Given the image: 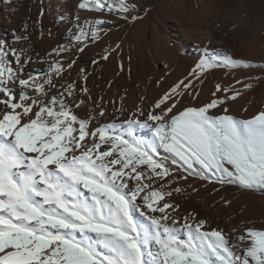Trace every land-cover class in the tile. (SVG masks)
I'll list each match as a JSON object with an SVG mask.
<instances>
[{
	"label": "snow or ice",
	"instance_id": "snow-or-ice-1",
	"mask_svg": "<svg viewBox=\"0 0 264 264\" xmlns=\"http://www.w3.org/2000/svg\"><path fill=\"white\" fill-rule=\"evenodd\" d=\"M0 2L15 12L12 0ZM77 7L129 13L135 5L80 0ZM84 23L89 27L77 24L74 44L53 49L48 55L60 58L45 59L47 68L35 73L27 70L33 63L27 47L0 41V264H264V230L238 234L233 228L230 239L193 213L179 224L173 215L179 205L171 200L182 192L171 186L189 178L264 193V110L248 119L235 118L227 107L210 114L239 92L213 93L201 107L177 110V98L192 87L189 80L156 100L146 120L137 118L145 115L138 108L122 124L90 130L96 117L78 116L83 100L73 104L77 83L55 79L76 63L61 54L83 52L85 41L99 39L105 21ZM28 39L13 31L15 44ZM218 67L264 64L205 50L190 75ZM80 75L86 93L87 70ZM216 91L230 90L217 85ZM105 115L101 108L99 116ZM137 128H147L151 139Z\"/></svg>",
	"mask_w": 264,
	"mask_h": 264
},
{
	"label": "rangeland",
	"instance_id": "rangeland-1",
	"mask_svg": "<svg viewBox=\"0 0 264 264\" xmlns=\"http://www.w3.org/2000/svg\"><path fill=\"white\" fill-rule=\"evenodd\" d=\"M58 1L61 5L70 3L73 8L71 13L59 15L53 23L44 16L38 19L44 27L38 35L40 41V38L46 39L48 34L45 30L52 23L50 29L57 39L53 49L74 44L71 38L79 31L77 24L87 29L89 25L84 23L86 20L105 21L100 25L99 39L95 42L90 38L85 41L83 52L73 50L61 54L65 61L75 59L76 63L63 73V79L55 77L60 84L69 81L77 83L73 104L83 100L81 107L75 109L78 116L85 119L88 115L96 117L89 125L90 130L97 124L113 121L122 124L142 107L145 116L137 118L146 120V113L154 110L156 100L178 82L188 83L189 80L192 81V87L183 90V95L177 98V110L201 107L215 98L213 93L223 97L232 92H239L237 98L229 99L220 108L210 110L212 115L221 114L223 107H227L228 114L237 119H248L264 110V68L218 67L193 78L190 74L200 60L190 63L185 59L186 56L195 59L194 40L199 39L207 51L219 49L235 60L264 64V0H128L135 5L129 13L79 10L77 5L80 0ZM36 2L39 4L40 0H28L29 5ZM82 14L87 19L80 18L77 22V15ZM133 16L137 18L133 19ZM192 22L198 23L197 26H193ZM208 34L222 41L224 49L215 47L211 40L203 41V36ZM161 44L168 48L163 47L166 54L177 56L184 71H168L164 59L155 52L157 45ZM105 55L107 59L103 58ZM59 58L54 56V59ZM81 68L87 70L86 93L80 91L85 86L80 75ZM246 84L252 87L245 88ZM217 85L229 89V93L217 92ZM101 108L106 113L104 117L99 116ZM117 109H122V112ZM248 111L254 112L250 115ZM144 136L150 139V131L147 130ZM160 155H164L163 150ZM175 186L182 188V192L173 193L171 197L172 202L179 205L177 213L173 214L179 224L183 223V217L193 213L197 219L207 221V229H223L230 239L234 238L233 228L237 229L238 234H243L249 227L264 230V193L194 178H189L187 182L178 181L171 187Z\"/></svg>",
	"mask_w": 264,
	"mask_h": 264
},
{
	"label": "bare ground",
	"instance_id": "bare-ground-1",
	"mask_svg": "<svg viewBox=\"0 0 264 264\" xmlns=\"http://www.w3.org/2000/svg\"><path fill=\"white\" fill-rule=\"evenodd\" d=\"M11 7L15 8V12L10 11V9L8 7H6L2 2H0V41H4L6 44L11 45L13 47H27L30 50V52L32 53L33 63L28 66V69H27L28 71H33L35 73L38 70L46 69L47 64L44 63V60L45 59H47L48 61L54 60V56H49L48 54L52 53L53 48H54L53 45L55 42H57V39L53 35L52 29H50L52 26V23L54 21L58 20L57 18H59V15L67 16L68 14H70L72 9H73L72 5L70 3H68V4L64 3L61 5L58 0H40L39 4L36 2V4H33V5H29L28 0H12ZM40 16H44L47 21L52 22V23L47 25L48 28L45 30V33L48 34L46 39L42 40V38L39 37L41 39V41L38 40V35H39V33H41V31L43 30L44 27H42L41 24L39 23L38 19ZM80 18L85 19L86 15H84V14H82L81 16L79 15V19ZM29 21L31 23H29ZM197 24L198 23L192 22L193 26H197ZM175 26H176V24L173 25V28H175ZM13 31H15L17 34H21V35H27L28 36V34H29L28 41H21L18 45L15 44L13 42ZM54 33H56V31H54ZM207 39L211 40L212 44L215 47H218V48L224 47V43L222 41L215 40L214 36L211 34H208L207 36H203V41H206ZM194 41H195L196 48L195 49L193 48L195 50L194 51L195 55L193 58H195V59L192 60L188 56L185 57V59L187 61H189L190 63H193V62L195 63L196 60H198V61L201 60L204 57L205 50H206V47L204 46L205 44H201L199 42V39H196ZM161 45L162 46L157 45L158 47L155 48L156 54L164 59L165 63L167 64L168 71L170 70V72L171 71L180 72L182 70V68H184V67H182L183 64L180 63L181 61L178 62L177 56L174 55L173 53L166 54L163 47H165L166 49H168V48L163 44H161ZM207 46H209V45H207ZM37 57H39V59H37ZM184 70H182V71H184ZM180 75H182V73ZM87 105H85V106H87ZM227 106H229V105H227ZM142 108H144V107H142ZM142 108H140V109H142ZM84 109H85V107H84ZM252 110H253V108H252ZM151 111H153V110H151ZM253 112L251 111L252 114H253ZM251 113L249 112L250 115H252ZM210 114H212V113H210ZM239 116H242V115L240 114ZM247 116H249V115H247ZM252 116H254V114ZM123 118H124V116H123ZM147 130H148L147 128H138L137 132L139 133L140 136L145 137L144 133L147 132ZM181 235H182V233H181Z\"/></svg>",
	"mask_w": 264,
	"mask_h": 264
}]
</instances>
